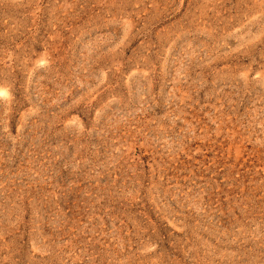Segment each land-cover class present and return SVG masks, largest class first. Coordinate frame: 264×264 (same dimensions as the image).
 Here are the masks:
<instances>
[{
    "label": "rangeland",
    "instance_id": "obj_1",
    "mask_svg": "<svg viewBox=\"0 0 264 264\" xmlns=\"http://www.w3.org/2000/svg\"><path fill=\"white\" fill-rule=\"evenodd\" d=\"M0 264H264V0H0Z\"/></svg>",
    "mask_w": 264,
    "mask_h": 264
}]
</instances>
